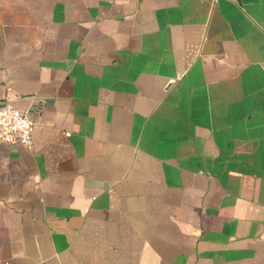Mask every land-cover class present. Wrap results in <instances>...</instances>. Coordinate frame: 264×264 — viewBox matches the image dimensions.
<instances>
[{
    "label": "crops",
    "instance_id": "1",
    "mask_svg": "<svg viewBox=\"0 0 264 264\" xmlns=\"http://www.w3.org/2000/svg\"><path fill=\"white\" fill-rule=\"evenodd\" d=\"M0 264H264V0H0Z\"/></svg>",
    "mask_w": 264,
    "mask_h": 264
},
{
    "label": "built area",
    "instance_id": "2",
    "mask_svg": "<svg viewBox=\"0 0 264 264\" xmlns=\"http://www.w3.org/2000/svg\"><path fill=\"white\" fill-rule=\"evenodd\" d=\"M35 126L28 112L17 108L11 99L0 103V141L32 149Z\"/></svg>",
    "mask_w": 264,
    "mask_h": 264
}]
</instances>
